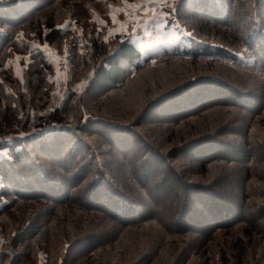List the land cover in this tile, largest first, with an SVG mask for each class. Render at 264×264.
<instances>
[{"label": "trees", "instance_id": "obj_1", "mask_svg": "<svg viewBox=\"0 0 264 264\" xmlns=\"http://www.w3.org/2000/svg\"><path fill=\"white\" fill-rule=\"evenodd\" d=\"M168 3L182 40L142 56L98 30L123 0H0V221L29 205L0 264H264V0ZM65 37L57 89L30 41Z\"/></svg>", "mask_w": 264, "mask_h": 264}, {"label": "rangeland", "instance_id": "obj_2", "mask_svg": "<svg viewBox=\"0 0 264 264\" xmlns=\"http://www.w3.org/2000/svg\"><path fill=\"white\" fill-rule=\"evenodd\" d=\"M173 2V0H167ZM129 2H136V0H130ZM76 5L80 9L84 7L83 3L77 2ZM118 7H124V4L122 5H116L111 8L110 12H115V9ZM156 10L158 12H164L168 13L166 7H161L159 4L155 5ZM23 13L27 11V8H22ZM140 22L136 24L135 26V31H133V24L129 22L127 25V30L124 31V33L131 32L132 33V39L133 41L137 44L138 48L140 49L142 56L147 55V54H153V53H158L162 49H168L171 50L174 45L181 41L182 39V30L176 25V23H168V15L167 16H158L156 19H152L151 16H144L143 13H140ZM110 16V15H109ZM117 19L121 22H123L126 18L123 13H119L117 15ZM70 21V20H67ZM75 23L74 24H69L73 25V28H75L78 32H80V29L82 31H85V27L81 24V22H77L76 19H74ZM98 22V30H100L101 34L108 35V28L114 27L112 24V19L110 16V22H104L103 20L99 19L96 20ZM101 21L104 22V26L101 25ZM64 25V24H63ZM68 25V27H69ZM68 27L64 29H68ZM115 27H119V25H115ZM92 31V30H90ZM97 33V32H96ZM119 33V32H116ZM115 33V34H116ZM114 34V35H115ZM61 40L64 41L61 46L56 47L57 49H53L50 46H48L46 43H41L39 41H36L35 38L30 41V47L31 50H37L41 49L43 50L47 58L52 62V64L55 66V74L52 76V79L54 82L57 84V89H59L65 81L68 78L69 75V67H70V61L69 57L66 53V48L67 45L69 44V38L65 37L62 38ZM34 45H38L39 47H34ZM47 45V47H45ZM58 51V52H57ZM63 51V52H62ZM19 55L21 59L19 61L16 60V57L11 60V65L14 68L15 73H19V77H21L22 73H24V68L27 62L30 60V55L29 54H16V56ZM131 92V91H130ZM124 93H119L114 95V98H122ZM133 97V98H132ZM128 98H132L133 101H136L137 95L129 94ZM99 105V111H104L107 108V105L104 104V102L100 103ZM162 106V104L160 105ZM188 108H193V107H188ZM156 115H159L155 112ZM136 152H139L138 149L134 148L132 149L128 154H134ZM203 153V152H202ZM211 152L206 151L205 154L202 155H211ZM137 162V157L134 158V163L136 164ZM154 174V180L157 179L159 176H166V169L162 165H156L152 171ZM170 191L168 190V194L170 195L171 199L179 200L182 194L180 192L177 193V188L172 185L170 188ZM22 193V192H21ZM190 204L192 206H197L195 203V199L190 201ZM29 207V205H23V206H18L10 210L9 213H7V218H4V223L0 221V246L3 243L8 244L9 246L14 245V247H17V244H14L15 242L18 241L19 234L18 233H6L4 234V231L6 229V226L11 229L15 226L14 222L19 219L21 215L24 214V211ZM17 209H23V212L17 215L16 210ZM236 217V216H235ZM5 225V226H4ZM23 248L22 245H19L17 249H12L13 251H21ZM45 258V253H41L40 255V260L42 262V259Z\"/></svg>", "mask_w": 264, "mask_h": 264}, {"label": "snow or ice", "instance_id": "obj_3", "mask_svg": "<svg viewBox=\"0 0 264 264\" xmlns=\"http://www.w3.org/2000/svg\"><path fill=\"white\" fill-rule=\"evenodd\" d=\"M124 7H118L115 9V12H110L109 15L112 19V24L114 27L108 28V35L103 36V40L107 42L111 36H114L116 32H121L123 34L124 31L127 30V25L129 22L133 24V31H135V26L140 22V13H143L144 16H151L152 19H156L158 16H167L168 13L164 12H158L156 10L155 5L159 4L161 7H168L171 8L172 5L167 2V0H136V2H129V0H123ZM111 8L112 5H109ZM119 13H123L125 16V20L123 22L119 21L117 19V15ZM74 21H65L64 25H57V27L60 28H66L69 24H74ZM101 25L104 26V22L101 21ZM115 25H119V27H115ZM188 36H192V32L187 33ZM34 47H39L38 45H34ZM47 47V45H45ZM81 48H83V45H80ZM9 52H11V49H9ZM67 52V48H66ZM84 53L81 52V55ZM21 57L19 55L16 56V60L19 61ZM153 64H155V61H153ZM8 65H5V68H7ZM19 75V73H17ZM91 75V74H90ZM52 78L49 77V80ZM79 87V85H77ZM15 106V105H13ZM82 118L87 121L92 119V117L85 112L82 116ZM21 135H24L21 133Z\"/></svg>", "mask_w": 264, "mask_h": 264}]
</instances>
